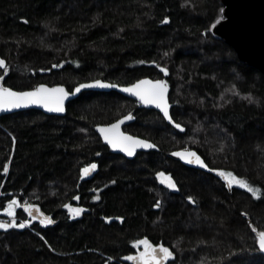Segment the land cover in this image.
Segmentation results:
<instances>
[{"label": "trees", "instance_id": "trees-1", "mask_svg": "<svg viewBox=\"0 0 264 264\" xmlns=\"http://www.w3.org/2000/svg\"><path fill=\"white\" fill-rule=\"evenodd\" d=\"M222 6L220 0H0V87L72 90L94 79L119 85L166 79L171 116L185 128L177 131L115 90L82 91L62 116L0 113V221H31L24 229H0V264H126L143 236L171 249L168 264H264L257 246L264 232V75L212 34ZM128 113L135 116L130 132L158 150L128 160L94 131ZM180 149L195 150L224 177L171 157ZM92 162L96 174L82 180ZM156 171L169 173L178 191L157 183ZM227 174L245 187L231 185ZM93 186L101 195L94 212L67 219L63 206L78 194L88 203ZM30 206L52 214L54 223L31 219ZM115 215L121 224L100 219Z\"/></svg>", "mask_w": 264, "mask_h": 264}, {"label": "water", "instance_id": "water-1", "mask_svg": "<svg viewBox=\"0 0 264 264\" xmlns=\"http://www.w3.org/2000/svg\"><path fill=\"white\" fill-rule=\"evenodd\" d=\"M220 2L223 5L222 17L217 19L216 22L212 24L211 29H210L212 34L216 37H220L225 43L230 45L234 49L238 59L241 62H243L247 65H250L252 67H255L264 75V0H220ZM141 79H148V80H152L153 82L156 80V79H152L149 77H143V78H140L138 80H141ZM95 80H101L104 83L117 85V87L112 88V89H100L98 87H94V88L82 89V91H86V90H94V91L115 90V91L125 95L126 97H129L132 100L136 101L139 107L154 109L155 111L159 112L162 115V117L164 118V120L168 124H170L174 129H176L177 131L183 132L185 130L184 126L182 124H180L179 122H176L171 116V113H170L171 103L169 101V86H168L167 99H168V104H169V115L172 118L171 120H168L167 118H165L163 116V113L159 109H157L154 105H145L139 101L138 97H135V96L131 95L130 93H124L121 91L122 88L129 87L130 85L136 83L138 80H136L130 84L119 85L117 83H111L109 81H105L102 79H94V80H90V81L80 82L77 85H75L72 90H68L67 87L65 85H62V84H52L51 85V84H46V83H40L35 88L26 89V90H22V91H32V90H35L36 88H38L39 85L44 84L45 87L48 89L62 87L66 91L71 93V92H74L75 88L78 87L80 84H91ZM144 87H147V86H144ZM3 88H9V87H3ZM12 90L20 92L18 90H14V89H12ZM49 95L55 97V96L59 95V93H49ZM78 95L79 94H77L75 96H70L68 99H66L64 101L65 111L62 113H56L54 111H49L48 109L43 108L42 106H28V107H21L19 109H4V110H0V113H12V112H16V111L25 110V109H38V110H41L42 112H44L46 114L62 116L66 113L67 102L70 101L71 99L77 97ZM129 114H131L132 119L131 120H125L124 123L120 125L119 132L124 133L127 136H132V137H134V139L145 140L151 144H154L149 139L127 133L123 130V127L125 125L129 124L130 122H132L134 120V115L132 113H129ZM129 114L124 115V116L118 118L117 120H115L111 123L98 124L94 127V131L96 132V134L101 138V140L113 152L122 154L126 157H129V156H127V154L125 152H123L120 148L114 149V148H112L111 145L108 144V142L104 139V135L99 131V129L100 128L106 129L109 136H117V130L112 129L110 126L112 124L117 123V121H119V120H123L124 117L128 116ZM177 123L181 125V127L179 129H177L175 127V124H177ZM148 150H158V147L156 146L155 148H152V149L136 148L134 150L133 155L137 151H148ZM191 152H195L197 154V156H199L201 158V160L204 162V164L206 165L205 161L200 156V154L197 153L193 149H180V150L172 151L170 153V155H171V157L179 160L181 163H183L184 165H186L188 167H192V168L204 170V171H209L208 166H207V168H203L197 164L187 163V161L195 159V157L190 155ZM174 153H181V156H176V155H174ZM133 155L131 157H133ZM92 172H93V169L89 168L88 175H84V172H83V177H90L92 175ZM214 172L217 175L224 177V174L222 172H219V171H214ZM161 173L163 174V176L165 177L166 180L171 179V177L168 174H166L164 172H160L159 174H161ZM188 202H191V200L188 199ZM28 213H35L36 218H38L40 220H44V221H47L48 218L51 216V215H49V216L45 217L36 206H30L28 208ZM111 220H112L111 218L106 219L107 222H109ZM260 234L261 233L257 234V246L264 253V249H262L260 247V238H261ZM262 239H264V234H262ZM161 245L163 247H167L172 254L167 259L162 260V264H168L169 262L174 260L175 255L167 245H164L162 243L151 244L139 253L128 254L127 256L124 257V262L126 264H157V260H159L161 258V253L159 252V248ZM154 249H155V251H154ZM129 256L132 257L131 260L127 259V257H129ZM154 256L157 259L154 260V258H153Z\"/></svg>", "mask_w": 264, "mask_h": 264}, {"label": "snow or ice", "instance_id": "snow-or-ice-1", "mask_svg": "<svg viewBox=\"0 0 264 264\" xmlns=\"http://www.w3.org/2000/svg\"><path fill=\"white\" fill-rule=\"evenodd\" d=\"M143 63V62H141ZM0 64H3V61L0 60ZM53 67H57V65H53ZM157 68L160 69V72L164 73L165 75L168 74V69L161 68L159 64L156 65ZM147 86V87H144ZM98 87L100 89H112L116 88L117 85L104 83L101 80H95L91 84H80L78 87L75 88L74 92H68L64 88H53L48 89L45 87L44 84L39 85L38 88L32 91H13L11 88H3L0 87V110L4 109H19L21 107H28V106H42L43 108L48 109L49 111H54L56 113H62L65 111L64 109V101L68 99L70 96H75L80 94L82 89L86 88H94ZM124 93H130L131 95L138 97L139 101L145 105H154L157 109H159L165 118L171 120V116L169 115V104L167 99L168 93V82L166 79H156L154 82L148 79H141L138 80L136 83L130 85L129 87H124L121 89ZM49 93H59V95L53 97L49 95ZM54 105V106H53ZM132 116L129 114L125 116L123 120L117 121V123L112 124L110 127L112 129L117 130V136H109L107 130L104 128H100L99 131L104 135V139L108 142L112 148H120L123 152L127 154V156L131 157L134 153L136 148H144V149H152L156 146L154 144L149 143L145 140H137L134 139L132 136H127L124 133L119 132L120 125L124 123L125 120H131ZM175 127L179 129L181 127L180 124H175ZM99 155V153H97ZM176 156H181V153H174ZM191 156L195 157L194 160H189L187 163L189 164H197L203 168H207V165L201 160L199 156L195 152L190 153ZM97 166L96 164H91L88 168L83 169L84 175H88L89 168L95 169ZM4 173L8 172V167L5 166L3 169ZM209 171H214L209 169ZM160 175H163L162 173ZM168 187L170 189H175L177 185L169 181ZM240 187L243 188L245 185L243 183L240 184ZM249 192H253L251 188H248ZM253 195L255 193L253 192ZM98 199V197H95ZM189 200L192 198L189 197ZM12 203H15L13 201ZM158 206V205H157ZM64 207L68 208L70 205H64ZM76 215H80V209L74 210ZM8 215H12L11 209L8 210ZM32 216V219H36L35 213H29ZM48 224L54 223L52 220L47 221ZM31 221L25 220L22 223L16 224L15 220L12 223H6L0 221V229H8V228H19L24 229L26 225L30 224ZM40 224H44V220L40 221ZM262 232L260 234V247L264 249V239H262ZM138 243L148 244L147 239L143 241H139ZM155 251V249H154ZM159 252L161 253V258L157 260V264H162L163 259H167L172 254L167 247H163L162 245L159 248ZM154 260L157 259L155 256L153 257ZM127 259L131 260L132 257L129 256Z\"/></svg>", "mask_w": 264, "mask_h": 264}, {"label": "flooded vegetation", "instance_id": "flooded-vegetation-1", "mask_svg": "<svg viewBox=\"0 0 264 264\" xmlns=\"http://www.w3.org/2000/svg\"><path fill=\"white\" fill-rule=\"evenodd\" d=\"M222 8H223V6H222ZM216 22V21H215ZM214 22V23H215ZM212 26V25H211ZM139 107V106H138ZM139 108H141V107H139ZM142 109H148V108H142ZM152 110H154V109H152ZM129 114V113H128ZM133 114V113H132ZM127 115V114H126ZM134 115V114H133ZM135 121V116H134V120L132 121V122H130L129 124H127V125H125L124 127H123V130L125 131V132H127V133H130V134H133V133H131L130 132V129H128V127H129V125L131 124V123H133ZM133 135H135V134H133ZM138 136V135H137ZM105 144V143H104ZM106 145V144H105ZM107 146V145H106ZM108 147V146H107ZM110 149V148H109ZM111 150V149H110ZM112 151V150H111ZM148 151H150V150H148ZM148 151H137L134 155H133V157H126V156H124V155H122V154H119V153H115V152H113L114 154H118V155H120V156H122V157H124L125 159H128V160H131V159H134V158H136L140 153H145V152H148ZM91 164H96V168L95 169H93V172H92V175L90 176V177H83V169H85V168H88ZM85 168H83L82 169V171H81V179L82 180H86V179H91L95 174H96V172H97V170H98V164L96 163V162H92V163H90V164H88ZM192 168V167H191ZM201 171H204V170H201ZM160 172H163V171H156L155 173H154V175H153V177H154V179H155V181L157 182V183H159V184H161L163 187H165V188H167V189H169L170 191H178V188L176 187L175 189H170L169 187H168V183H169V181H171L172 183H175V179L169 174V173H166V174H168L170 177H171V179H168V180H166L165 179V177L163 176V175H160L159 173ZM165 173V172H164ZM176 184V183H175ZM91 191V198H90V200L88 201V203L87 202H85V201H82L81 199H80V195L78 194V195H76L75 197H74V200L72 201V202H67L65 205H70V207H68V208H66V207H64L63 206V208H62V211H64V213H65V215H66V217H67V219H71V220H79V219H82V218H84V215H87V214H90V213H92V212H94V210H93V204H95L96 202H98L99 200H100V198H101V195H100V191L99 190H97L96 191V188H94V186L92 187V189L90 190ZM95 197H98V199H96ZM187 201H188V198H187ZM75 209H80V215L79 216H77L76 215V213H75ZM49 215H51L52 216V214H49ZM48 215V216H49ZM30 216V215H29ZM51 216L48 218V220L49 219H52L51 218ZM46 217V216H45ZM30 218L32 219V216H30ZM107 218H111L112 220L111 221H109V222H107L106 221V219ZM100 219H102L106 224H110L111 222H118L119 224H121L122 223V221H123V217L122 216H119V215H115V216H100ZM47 220V221H48ZM34 221H41L40 219H38V218H36V219H34ZM47 221H44V224H47L48 222ZM145 239H147V241H148V244H143V243H138L139 241H143V240H145ZM138 242H136V244H135V246H136V248H135V250L134 251H129L125 256H127L128 254H132V253H139V252H141L143 249H145V248H147L149 245H151V244H159L158 242L157 243H155V242H153L152 241V239H150L148 236H143L140 240H139ZM124 256V257H125ZM123 262H124V258H123ZM125 263V262H124Z\"/></svg>", "mask_w": 264, "mask_h": 264}, {"label": "rangeland", "instance_id": "rangeland-1", "mask_svg": "<svg viewBox=\"0 0 264 264\" xmlns=\"http://www.w3.org/2000/svg\"><path fill=\"white\" fill-rule=\"evenodd\" d=\"M227 177L229 178V180H231L230 181L231 185H239L240 186L241 183L237 181L236 177H234V176H232L230 174H227Z\"/></svg>", "mask_w": 264, "mask_h": 264}, {"label": "bare ground", "instance_id": "bare-ground-1", "mask_svg": "<svg viewBox=\"0 0 264 264\" xmlns=\"http://www.w3.org/2000/svg\"><path fill=\"white\" fill-rule=\"evenodd\" d=\"M26 110V109H25Z\"/></svg>", "mask_w": 264, "mask_h": 264}]
</instances>
